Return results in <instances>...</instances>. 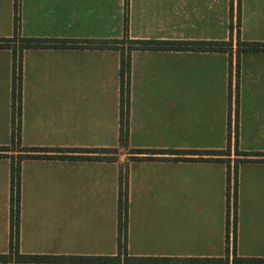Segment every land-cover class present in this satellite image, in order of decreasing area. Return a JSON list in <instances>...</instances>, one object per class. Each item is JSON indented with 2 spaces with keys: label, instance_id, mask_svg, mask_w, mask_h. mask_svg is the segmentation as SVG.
I'll list each match as a JSON object with an SVG mask.
<instances>
[{
  "label": "crops",
  "instance_id": "1",
  "mask_svg": "<svg viewBox=\"0 0 264 264\" xmlns=\"http://www.w3.org/2000/svg\"><path fill=\"white\" fill-rule=\"evenodd\" d=\"M238 4L0 0V40L14 37L16 5L24 39L226 42L234 30L232 74L226 53L134 51L129 80L128 150L207 152L231 143L225 163L210 154L142 161L118 154L111 162L73 152L120 148L121 51L24 50L20 142L56 151L21 162L20 253L117 255L120 169L128 163L130 255L222 258L227 248L232 254L236 230L237 255L264 258V53H242L236 73L238 30L241 42L264 43V0H240V12ZM13 64L12 50L0 48V147L13 138ZM236 146L262 156L237 164ZM11 165L0 158V254L11 245Z\"/></svg>",
  "mask_w": 264,
  "mask_h": 264
},
{
  "label": "trees",
  "instance_id": "2",
  "mask_svg": "<svg viewBox=\"0 0 264 264\" xmlns=\"http://www.w3.org/2000/svg\"><path fill=\"white\" fill-rule=\"evenodd\" d=\"M238 11L240 12V0ZM233 15V5L231 6ZM233 27L230 29L231 39L226 42H159V41H131L126 36L122 41H61V40H41L24 39L19 35L18 7L16 5L14 37L0 40V48L11 49L13 52V138L12 145L0 147V158L11 160V245L6 254H0V264H264V258L239 257L236 253V230H234V248L232 254L227 248L226 255L222 258H172V257H138L132 256L128 252V180L129 164H125L120 169V190H119V249L117 255L104 257H66V256H39L25 255L20 253L18 246L19 238V213H20V172L23 160L52 159L51 156L41 153L53 152L56 150L41 148H25L20 142L21 127V106H22V67L23 52L29 48H89V49H114L121 51V136L120 148L96 149V150H72L73 152H92L105 154L104 157H89L88 159H99L111 162L118 161L120 149H128L129 135V97H130V68L131 55L134 51H195V52H218L226 53L230 56V70L232 74L234 54ZM128 33V30H125ZM19 42L20 47H16ZM236 50V73L239 78L240 56L242 53H264V43L241 42L240 31L237 32ZM127 46V52L125 51ZM238 94V86H237ZM231 143L228 150L220 151H179V150H129L130 161L172 159L156 158L157 155H204L217 156L215 162L225 163L221 157L230 155ZM11 153V154H10ZM18 153V155H15ZM111 155V156H110ZM236 155L243 157L237 160L238 163L249 161V156H262L260 154H248L240 152L236 146ZM78 157H71L76 159ZM179 160H191V158H174ZM201 160V159H199ZM236 174V173H235ZM237 186H235L234 205L236 207Z\"/></svg>",
  "mask_w": 264,
  "mask_h": 264
},
{
  "label": "rangeland",
  "instance_id": "3",
  "mask_svg": "<svg viewBox=\"0 0 264 264\" xmlns=\"http://www.w3.org/2000/svg\"><path fill=\"white\" fill-rule=\"evenodd\" d=\"M227 33L228 32L225 31V28H223V27H221V29L219 28V30L217 32L218 39H224V38H226V36H228ZM20 46H21L20 44L19 45H16V47H20ZM15 155H18V153H15ZM119 156L123 158V161L130 160V158H131L128 149H120L119 150Z\"/></svg>",
  "mask_w": 264,
  "mask_h": 264
}]
</instances>
